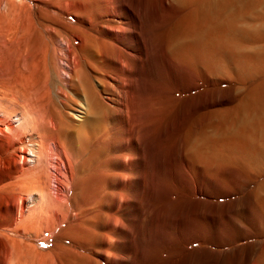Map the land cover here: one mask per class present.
Masks as SVG:
<instances>
[{"label":"bare ground","instance_id":"bare-ground-1","mask_svg":"<svg viewBox=\"0 0 264 264\" xmlns=\"http://www.w3.org/2000/svg\"><path fill=\"white\" fill-rule=\"evenodd\" d=\"M0 40V264H206L163 253L229 173L264 222V0H0Z\"/></svg>","mask_w":264,"mask_h":264},{"label":"rangeland","instance_id":"rangeland-1","mask_svg":"<svg viewBox=\"0 0 264 264\" xmlns=\"http://www.w3.org/2000/svg\"><path fill=\"white\" fill-rule=\"evenodd\" d=\"M1 40L3 41V39ZM1 40V67L4 71L9 72L13 67L12 52L10 45H5ZM62 64L63 62L59 61V66H62ZM224 87L227 88L229 86L225 85ZM221 181L223 182V186L226 184L224 188L232 194L229 197H223L215 201L223 206L220 216L214 221L216 224L220 222L226 225V229L224 227L222 230V232L224 231L222 236H219V238L212 234H206L205 237L200 239L201 241L198 240L194 244L187 245V247L186 245H182L178 250L165 251L163 253L164 256H176L178 251L180 254L182 253L180 251L183 250V252L185 250H195L205 260H208L206 264H264V222L258 224L256 213L254 212L256 208L248 202L251 196L250 190L253 188V185H250L251 181H253L252 177L242 172L240 176L236 173H229L225 174ZM205 226L210 229L212 228L211 225ZM225 238L226 240L229 239V241L227 240L226 242ZM52 243L53 238L47 237L40 244L42 248H50Z\"/></svg>","mask_w":264,"mask_h":264}]
</instances>
